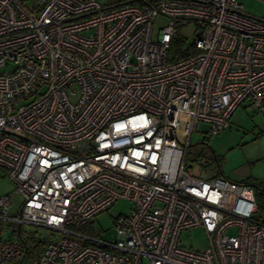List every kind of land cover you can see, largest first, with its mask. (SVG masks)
<instances>
[{
	"label": "built area",
	"instance_id": "built-area-1",
	"mask_svg": "<svg viewBox=\"0 0 264 264\" xmlns=\"http://www.w3.org/2000/svg\"><path fill=\"white\" fill-rule=\"evenodd\" d=\"M243 104L264 113V16L238 0H0V177L21 199L0 195V220L58 235L23 262L0 226V264H264L252 188L184 160ZM118 199L114 241L79 231ZM195 227L201 251L179 245Z\"/></svg>",
	"mask_w": 264,
	"mask_h": 264
},
{
	"label": "rangeland",
	"instance_id": "rangeland-1",
	"mask_svg": "<svg viewBox=\"0 0 264 264\" xmlns=\"http://www.w3.org/2000/svg\"><path fill=\"white\" fill-rule=\"evenodd\" d=\"M118 0H108L114 3ZM245 11L251 15L264 16V4L258 0H238ZM167 20L159 16L153 23V37L164 27ZM192 29L189 26L185 33ZM194 37L188 36L190 43ZM264 113L243 104L231 115L228 126L215 135L206 133V125L200 123L191 134L185 150V166L190 175L199 179L224 177L232 181H242L253 189L264 188ZM190 165V167H189ZM14 185L7 177H0V195L11 194L10 214H16L21 205V199L13 193ZM131 203L118 199L108 210L97 214L91 222L80 227L79 231L97 237L114 241L116 234L113 230L114 219L127 215ZM3 239H25L28 253L23 262L42 251L45 243L58 237L51 230L41 226L23 224L19 234L17 226L5 220H0ZM15 231L12 233L11 229ZM228 233H235L231 229ZM179 245L192 251H201L208 247L209 240L202 227L183 230L179 236ZM41 244V245H40ZM38 245V246H37ZM34 246V247H33Z\"/></svg>",
	"mask_w": 264,
	"mask_h": 264
},
{
	"label": "trees",
	"instance_id": "trees-1",
	"mask_svg": "<svg viewBox=\"0 0 264 264\" xmlns=\"http://www.w3.org/2000/svg\"><path fill=\"white\" fill-rule=\"evenodd\" d=\"M182 45H183V40L180 37H176L172 41L171 48L169 49V56L171 59H174L182 55L183 53ZM261 134L264 135V132H262ZM238 182L243 183L242 181H238ZM253 196L256 205V212L253 217L258 221L264 222V188L257 187L253 189ZM36 255L34 254V256Z\"/></svg>",
	"mask_w": 264,
	"mask_h": 264
}]
</instances>
